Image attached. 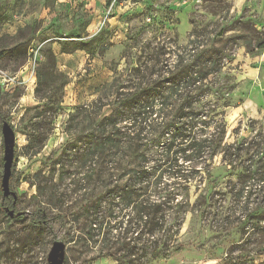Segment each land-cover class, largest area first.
Returning a JSON list of instances; mask_svg holds the SVG:
<instances>
[{
    "label": "rangeland",
    "instance_id": "1",
    "mask_svg": "<svg viewBox=\"0 0 264 264\" xmlns=\"http://www.w3.org/2000/svg\"><path fill=\"white\" fill-rule=\"evenodd\" d=\"M182 2L0 0V112L14 129L16 143L9 186L17 195L13 208L27 211L10 218L0 209V264H48L47 253L55 239L65 243V264H82L99 253V242L87 240L76 223L69 222L70 213L63 223L51 219L50 226L32 221L31 214L40 207L32 197V175L60 152L68 139L65 122L74 107L96 98L99 87L114 74L117 85L134 84L128 71L133 59L122 54L135 39L146 43L155 36V42L171 48L191 37L220 48L223 56L219 72L209 77L211 89L199 96L197 104L207 125L203 136L210 142L199 152L177 153V162L162 166L149 189L151 199L166 201L159 236L167 235L169 245L185 247L168 257L139 252L129 264H264V254H256L264 248V154L260 156L264 151V47H257L264 40V25L249 9L236 11L232 0H191L185 9L188 18L178 27L176 15L183 9ZM82 41H88L85 48L78 47ZM16 45L20 48L6 52ZM49 50L55 56L56 72L64 73L66 83L62 86V79L57 80L49 92L63 93L62 102L48 125L53 128L45 145L32 155L24 146L35 121L32 107L38 103L36 69ZM34 56L38 61L32 71L28 64ZM171 101L174 109L179 101ZM236 143L242 148L232 154L227 146ZM3 153L0 129V183ZM185 155L189 157L184 159ZM148 156L152 164L156 149ZM2 202L3 209L11 207L7 202L12 203V197L3 198L0 185V206ZM241 255L250 258L228 262ZM91 264L118 262L101 256Z\"/></svg>",
    "mask_w": 264,
    "mask_h": 264
},
{
    "label": "trees",
    "instance_id": "2",
    "mask_svg": "<svg viewBox=\"0 0 264 264\" xmlns=\"http://www.w3.org/2000/svg\"><path fill=\"white\" fill-rule=\"evenodd\" d=\"M155 38L146 43L135 39L127 45L122 57L133 59L128 62V71L134 84L117 85L119 78L114 74L99 87L96 98L74 107L65 122L68 139L60 152L48 157L45 166L32 175V197L40 204L31 214L32 221L37 226H50L51 219L63 223L70 213L69 222L76 223L87 240L99 242V253L82 264H91L101 256L129 264L139 252L141 256L168 257L185 247L182 243L169 245L167 235L159 236L165 224L162 204L166 201L151 199L149 189L162 166L177 162V153L199 152L205 142H210L203 136L207 125L197 104L199 96L211 89L209 77L219 72L223 52L191 37L185 44L176 42V48L155 42ZM260 40L257 47L263 48L264 40ZM87 42L78 47L85 48ZM28 44V40L23 44L25 54ZM17 48L20 46L6 52ZM64 76L56 72L55 56L49 50L36 69L34 94L38 103L32 107L35 121L24 146L32 155L40 152L52 131L53 126L48 125L57 116L63 93L49 92L56 88L57 80L62 79V86L66 83ZM171 99L179 101L174 109ZM197 123L202 125L196 127ZM227 147L234 154L242 145ZM154 148L157 156L150 164L148 152ZM4 202L0 206L3 211ZM256 254L263 255L264 248ZM249 258L241 255L228 262Z\"/></svg>",
    "mask_w": 264,
    "mask_h": 264
},
{
    "label": "water",
    "instance_id": "3",
    "mask_svg": "<svg viewBox=\"0 0 264 264\" xmlns=\"http://www.w3.org/2000/svg\"><path fill=\"white\" fill-rule=\"evenodd\" d=\"M0 129L3 136L4 153H3V172L1 176V190L2 196L12 197V205L16 203L17 195L10 189L9 180L12 170L14 147H15V131L12 126L3 120L0 122ZM4 211L10 218L18 217L27 213L25 210H15L13 207L5 206ZM65 243L61 240L55 239L47 253L48 264H65Z\"/></svg>",
    "mask_w": 264,
    "mask_h": 264
},
{
    "label": "crops",
    "instance_id": "4",
    "mask_svg": "<svg viewBox=\"0 0 264 264\" xmlns=\"http://www.w3.org/2000/svg\"><path fill=\"white\" fill-rule=\"evenodd\" d=\"M189 4H191V0H183V2L180 3V6L183 7V9L176 15V18L178 19V27L184 25L185 21L188 18L185 9L187 8V6H189ZM232 4L236 11H240L242 10V8L251 10L257 15L258 22L261 25H264V0H232ZM186 27L188 31L189 24ZM248 101L246 100L244 103L247 104Z\"/></svg>",
    "mask_w": 264,
    "mask_h": 264
},
{
    "label": "built area",
    "instance_id": "5",
    "mask_svg": "<svg viewBox=\"0 0 264 264\" xmlns=\"http://www.w3.org/2000/svg\"><path fill=\"white\" fill-rule=\"evenodd\" d=\"M36 55V54H35ZM38 59L37 57H33L32 60L29 61V64L30 65V68L32 69V71L34 70L35 66H36V63H37Z\"/></svg>",
    "mask_w": 264,
    "mask_h": 264
}]
</instances>
